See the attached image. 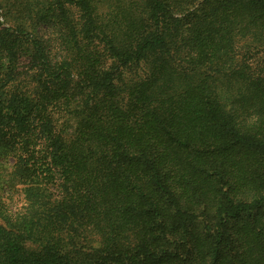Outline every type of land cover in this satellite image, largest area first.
Listing matches in <instances>:
<instances>
[{
  "label": "trees",
  "instance_id": "obj_1",
  "mask_svg": "<svg viewBox=\"0 0 264 264\" xmlns=\"http://www.w3.org/2000/svg\"><path fill=\"white\" fill-rule=\"evenodd\" d=\"M0 264H264V0H0Z\"/></svg>",
  "mask_w": 264,
  "mask_h": 264
},
{
  "label": "rangeland",
  "instance_id": "obj_2",
  "mask_svg": "<svg viewBox=\"0 0 264 264\" xmlns=\"http://www.w3.org/2000/svg\"><path fill=\"white\" fill-rule=\"evenodd\" d=\"M1 20H3L2 17H1ZM27 66H28V62L24 58H21L20 64H19V70L24 71L27 69ZM21 76L23 77L24 75L21 74Z\"/></svg>",
  "mask_w": 264,
  "mask_h": 264
}]
</instances>
